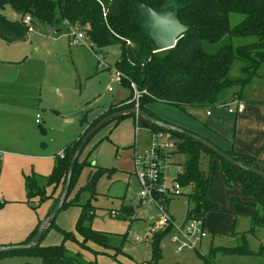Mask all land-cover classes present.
<instances>
[{"label":"rangeland","instance_id":"rangeland-1","mask_svg":"<svg viewBox=\"0 0 264 264\" xmlns=\"http://www.w3.org/2000/svg\"><path fill=\"white\" fill-rule=\"evenodd\" d=\"M0 14L10 20L20 18L9 5L1 9ZM242 18L243 15L236 12L229 14L231 25ZM70 27L64 23H37L25 40L6 42L0 38V58L11 61L9 64L0 62V94L11 90L17 91L15 95L24 92L20 93L26 97L21 103L33 109L32 117L36 111L40 113L41 126L47 129L45 139L39 130L38 133L43 136L40 139L46 140L45 144L52 152L58 151L61 141L66 143L70 140V143L76 137L78 139L79 135H84L87 131L84 130L86 123L82 122L84 117L87 122L92 121L95 115L111 103L125 99L130 92L128 87L115 80L119 45L91 48L84 44L70 45ZM73 29L78 30L77 26H73ZM84 40L90 44L86 37ZM251 40V37H232L234 46ZM242 64L244 62L239 60L231 63L228 72L230 78L245 77ZM109 86L112 91L108 90ZM238 92L247 99L264 101V61L242 86L224 89L220 100L228 103ZM151 107L160 118L173 123L181 122L183 126L175 124L186 126L184 128L188 130L198 132L204 127H210L209 122H205L208 119L202 108L182 111L161 103H153ZM210 110L215 113L210 123L216 124L222 134L232 135L238 121L235 115L227 113L226 106H216ZM248 123L245 120L241 125L246 129ZM189 125L195 128L189 129ZM150 131V124L144 118H139V127L135 130L134 116H126L117 123H106L89 138L79 155V160L86 162L77 168L75 181L66 198L72 203L57 213L55 227L46 231L40 244H59L63 241L62 231H69L74 238L68 237L65 241L68 254L79 252L89 264H264V224L252 228L247 213L236 210L248 207L230 201V196L237 195L239 185L223 184L224 176L218 169L217 159L206 155L200 166L210 178L207 195L215 199L214 203L220 209L207 211L203 215L207 236L194 249L176 250L170 240V227L156 225L160 219V210L154 203L139 197L140 185L131 162L134 145L138 154L149 146ZM173 159L174 163L179 164L186 158L176 153ZM113 167L120 171H115ZM168 176L174 177L175 173L168 171ZM60 186L55 196L52 191L47 194L52 201L59 196L62 189ZM189 189L191 187L187 185L183 191ZM186 198L180 195L168 199L167 212L175 224L186 219L189 208ZM87 201L95 212L91 221L93 229L112 233V241L119 248L117 252L93 242H87V247L79 244L81 238L76 232L75 223ZM112 210L121 214L116 217L110 213ZM165 231L168 233L159 240L160 257L156 260L152 251V237ZM236 246L246 247L249 253L223 251L227 247ZM0 264H41V260L38 255L15 253L0 257Z\"/></svg>","mask_w":264,"mask_h":264},{"label":"trees","instance_id":"trees-1","mask_svg":"<svg viewBox=\"0 0 264 264\" xmlns=\"http://www.w3.org/2000/svg\"><path fill=\"white\" fill-rule=\"evenodd\" d=\"M163 1L145 0L153 9L160 7ZM180 1L184 7L178 12V18L180 22L188 26V29L177 39L173 47L157 52L153 51V42L138 21L140 15L133 0H0V10L9 5L20 15L19 19L10 20L0 14V38L6 42L21 41L26 39L31 28L37 23L43 25L64 23L77 26L89 40L90 46L106 47L117 44L120 53L115 62V69L123 75L121 84L129 88V95L123 100L111 103L90 122H87L84 117L82 119V122L86 123L84 130L88 131L107 114L134 107L136 103L139 108L155 118L171 123L157 116L147 106L153 103H164L182 111L188 108L204 110L216 108V104L226 103L220 100V94L224 89L242 86L249 81L264 61V0ZM231 12L239 13L243 15V18L231 25L229 20ZM25 16L30 17L31 25L23 23ZM232 37H251L252 40L234 46ZM214 45L217 46L211 48ZM234 60L246 63L242 64L241 68L245 77L237 79L229 77L230 65ZM131 82L137 90L146 91L141 93L138 99H134ZM234 95L241 96L239 92ZM126 116L134 115H124L113 121L117 123ZM149 124L150 130L169 134L175 141L176 152L183 154L186 158L183 163H180L181 172L177 177L181 185L191 187L186 194L189 203L186 218L191 213H197L203 218L205 212L219 210L218 205L208 198L210 178L200 166L202 158L206 155L218 160V168L224 174L228 185L233 183L239 185V196H231L230 201L252 208L248 214L252 228L264 224L263 177L232 165L187 135ZM82 137L79 135L78 139L63 147L61 154L55 155L53 168L46 177L44 186H39L34 176L27 177L28 200L32 201L33 198L38 197L36 201L38 205L49 199L46 187L52 185L55 191L58 186H63L69 161ZM203 137L217 145L210 138ZM217 146L240 163L259 168L252 156ZM83 162L86 160L80 161L78 157L71 174L68 194L75 181L76 170ZM58 197L53 199L50 211ZM70 203L72 202L66 200L62 208ZM94 213L89 201L83 204L75 223L76 232L81 238L79 244L87 247V242H93L102 248L117 252L119 248L112 241V233L93 229L91 221ZM40 222L24 243L33 238ZM50 227H55L54 220L45 228L40 240ZM168 231L152 237V251L156 260L160 257L159 240ZM62 233L63 241L59 244L42 246L39 241L37 245L27 249L0 252V257L22 253L38 255L41 264H89L79 252L75 255L68 254L65 241L68 237L74 238V235L69 231H62ZM223 251L236 254L249 253L244 246L227 247Z\"/></svg>","mask_w":264,"mask_h":264},{"label":"crops","instance_id":"crops-1","mask_svg":"<svg viewBox=\"0 0 264 264\" xmlns=\"http://www.w3.org/2000/svg\"><path fill=\"white\" fill-rule=\"evenodd\" d=\"M0 62L9 64L11 61L0 58ZM109 91H112V89ZM16 92L11 90L5 94H0V96H3L0 97V246L24 243L39 221L47 216L52 205V199H46L38 205L36 203L38 197L33 198L32 201L28 200L26 179L28 176H34L38 185L44 186L46 177L53 168L55 155H59L63 147L70 141L66 143L61 141L62 143L58 145L57 152L49 150L47 144H45L46 140H43L47 129L41 126V115L39 117L40 121L37 123L35 119L36 114L39 112L36 111L34 117H32L33 109L21 103L26 97L20 93L24 92H18L19 94L15 95ZM234 96L232 99H234ZM236 98L244 102L245 108L241 113H230L226 110L227 113L235 115V120L238 119L232 135L222 134L217 130L216 124L210 123L215 115L213 111L210 115L205 113L208 119L205 122H209L212 128L204 127V129H201L202 131L197 133H202L223 149H232L252 156L255 159L254 163L259 168L264 169V101L250 100L243 95ZM152 105L149 104L147 107L155 113L151 107ZM245 120L249 121L246 129L241 125V122ZM175 123L184 125L181 122ZM192 128L195 127H189V129ZM38 130L44 137L39 135ZM40 137H43V139H40ZM121 142L122 144L125 143ZM133 148H136V146L134 145ZM216 164L218 166L217 160ZM114 169L120 171L117 168ZM223 184H226L225 176ZM57 188L53 191V186L50 185L46 187V193L49 194L52 191V195L55 196L54 193H56ZM189 191L190 189L186 192ZM239 193L240 190L235 196H239ZM209 199L216 202L213 198ZM169 201L165 203L166 209ZM32 203L36 206L33 205V207ZM244 207L236 210L244 211L248 216L252 209L249 206V208Z\"/></svg>","mask_w":264,"mask_h":264},{"label":"built area","instance_id":"built-area-1","mask_svg":"<svg viewBox=\"0 0 264 264\" xmlns=\"http://www.w3.org/2000/svg\"><path fill=\"white\" fill-rule=\"evenodd\" d=\"M23 23L31 25V19L29 16L23 18ZM68 32L70 45L84 44L91 48L90 44H87L84 40V34L80 30L73 29L70 25ZM32 29V28H31ZM115 80L119 84L122 82L123 75L115 69ZM131 87L134 90V99H138L141 93H145V90L139 91L136 86L131 82ZM112 88L109 86L108 90ZM234 103L232 107L231 104ZM224 107L230 113H241L244 111L245 104L238 98L232 99V101L218 105ZM138 108V104L135 105ZM211 108L206 110V115H210ZM40 114H36L35 121L38 123ZM135 118V130L139 127V115L134 114ZM151 142L142 153L138 154L136 148L133 150L132 162L134 173L138 179L140 190L139 197L143 201L154 203L160 210V219L156 222L157 226L170 227L172 234L170 237L171 242L175 245L176 250L183 248L194 249L197 244L207 236V231L204 225L202 216L197 213H191L189 217L180 224H175L173 218L168 214L165 203L166 200L172 199L176 196L185 195L188 192H184V186L178 181L177 177L181 172L180 163H174L173 156L176 152V145L174 139L170 138L167 133L161 131H150ZM168 171L175 173L174 177L168 176ZM143 203V202H141ZM186 203L187 199H186ZM112 215H119L118 211L112 210ZM136 239L139 240L137 237Z\"/></svg>","mask_w":264,"mask_h":264},{"label":"water","instance_id":"water-1","mask_svg":"<svg viewBox=\"0 0 264 264\" xmlns=\"http://www.w3.org/2000/svg\"><path fill=\"white\" fill-rule=\"evenodd\" d=\"M133 2L140 15L138 21L145 34L152 40L153 51L155 52L173 47L177 39L181 37L182 34L188 29V26L180 22L178 18V12L184 7L180 0H164L162 5L156 9L151 8L145 2V0H133ZM136 113L151 124L166 128L171 131H177L197 140L232 165L264 178L263 169L257 167H248L240 163L226 152L221 150L217 145L197 133L189 131L188 129L179 125L161 121L139 107L136 108L134 106L120 109L101 118L83 135L69 161L66 179L62 186L57 202L50 213L40 222L33 238L27 243L1 245L0 252L27 249L39 243L40 237L43 234L45 228L55 219L57 213L61 210L64 202L66 201L74 165L89 138L106 123L111 122L119 117H123L124 115H134Z\"/></svg>","mask_w":264,"mask_h":264}]
</instances>
